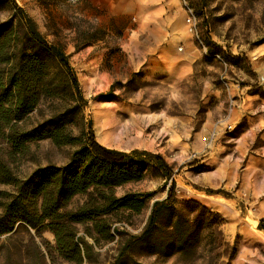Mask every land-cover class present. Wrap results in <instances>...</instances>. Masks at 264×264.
<instances>
[{
	"label": "rangeland",
	"instance_id": "1",
	"mask_svg": "<svg viewBox=\"0 0 264 264\" xmlns=\"http://www.w3.org/2000/svg\"><path fill=\"white\" fill-rule=\"evenodd\" d=\"M14 1L48 43L64 50L86 100L83 123L91 121L95 140L159 154L174 169V211L195 223L197 205L205 207L212 215L201 217L222 236L216 233L211 244L204 233L196 252L177 253L167 244L173 217L163 214L155 235L130 244L169 188L148 174L113 190L116 198L139 195V211L92 212L74 224L79 259L62 257L48 228L18 224L0 236V264H264V0ZM185 6L202 45L186 33ZM11 19V5L0 0V25ZM49 70L59 87L20 126L30 129L75 104L53 59ZM83 123L72 116V138ZM76 148L44 139L17 153L0 121V159L18 179L64 165ZM213 190L227 196L207 193ZM88 202L78 195L66 209L76 212ZM223 242L236 251L229 262Z\"/></svg>",
	"mask_w": 264,
	"mask_h": 264
},
{
	"label": "trees",
	"instance_id": "2",
	"mask_svg": "<svg viewBox=\"0 0 264 264\" xmlns=\"http://www.w3.org/2000/svg\"><path fill=\"white\" fill-rule=\"evenodd\" d=\"M5 1L15 15V21L11 19L0 25V121L8 130V142L20 154L27 151L31 142L44 139L56 147L77 148L64 165L38 168L24 179H18L10 166L0 159V236L12 232L18 224L31 229L45 227L54 235L62 257L79 259L74 224L89 218L86 214L92 212L98 217L118 208L139 211L142 205L136 199L139 195L116 198L113 190L139 182L149 174L164 180L169 188L165 199L153 202L143 231L133 236L129 243L149 240L155 235L163 214L173 217L168 226L167 244L177 253L196 252L195 242L204 233L210 237L211 244L215 243L216 233L221 235L219 226L201 217L200 214H211L205 207L197 205L200 214L195 223H189L188 217L174 211L177 202L174 169L159 154L139 149L119 151L95 140L91 121L83 123L86 100L64 50L48 43L35 22L14 0ZM49 59L62 68L64 75L59 83L66 94L74 98L75 104L65 105L43 123L27 129L20 126L23 120L39 107L42 98L52 96L55 87H59L55 78H51ZM259 94L264 96V91ZM72 116H77L84 124L76 138L67 132ZM207 193L227 196L221 190ZM78 195H87L90 204H84L76 212L68 211L67 206ZM95 229L98 230L96 226ZM223 246L229 262L236 251L227 242H223ZM216 248L212 245L211 250Z\"/></svg>",
	"mask_w": 264,
	"mask_h": 264
},
{
	"label": "built area",
	"instance_id": "3",
	"mask_svg": "<svg viewBox=\"0 0 264 264\" xmlns=\"http://www.w3.org/2000/svg\"><path fill=\"white\" fill-rule=\"evenodd\" d=\"M196 18L193 14L192 9L185 6V27H186V33H188L191 37H194L200 45H202L201 40L198 37L197 29H196ZM206 54V53H205ZM218 60H221L217 55L215 56Z\"/></svg>",
	"mask_w": 264,
	"mask_h": 264
},
{
	"label": "crops",
	"instance_id": "4",
	"mask_svg": "<svg viewBox=\"0 0 264 264\" xmlns=\"http://www.w3.org/2000/svg\"><path fill=\"white\" fill-rule=\"evenodd\" d=\"M131 1V0H130Z\"/></svg>",
	"mask_w": 264,
	"mask_h": 264
}]
</instances>
